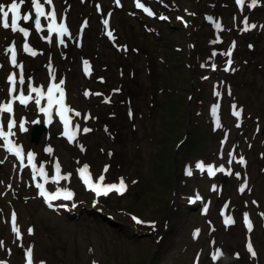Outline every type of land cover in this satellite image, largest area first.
<instances>
[{"label":"rangeland","instance_id":"obj_1","mask_svg":"<svg viewBox=\"0 0 264 264\" xmlns=\"http://www.w3.org/2000/svg\"><path fill=\"white\" fill-rule=\"evenodd\" d=\"M57 1L53 0L52 5H47L48 11L56 9ZM246 1L241 7L235 0L233 5L237 14L239 10L245 9ZM10 2L11 0H0V3L6 6ZM66 2L73 8L72 17L76 22H80L82 33L76 47L71 48L67 53V58L60 66L62 70H59L55 80L59 82L63 80L68 91L78 96L82 92L79 87L84 81V61L93 59L97 72L100 64L108 58L106 55L101 57L99 55L101 47L103 46L104 49V46L112 41L108 35L103 36L106 26L110 25V21H114L116 25L114 29L123 26L115 12L113 16L107 11L100 16L93 0H66ZM169 5L171 10H167L165 6L163 8L166 11L160 9L172 13L170 15L175 24L183 23L175 20L176 13L193 14L188 18L191 24L184 36H190L194 41L196 27L201 23L195 18V0H171ZM85 6L91 9L87 14L82 10ZM204 6L208 12L217 8L214 0H206ZM120 9L124 15L122 7ZM218 11L223 19V12L220 9ZM177 16L179 17V14ZM227 17L232 22L228 32L219 33L217 38L214 37L215 40L202 42V46L206 49L219 50L225 47L226 50L218 57L211 52L209 55H198L194 63L199 77V89L205 87L209 93L208 98H205L208 110L205 112V118H202L204 121L201 123L198 115L192 116V120L199 121L202 125L196 135L193 136L196 125L191 127L193 133H190V125L186 123L188 107L190 110V104L186 101V92L188 96L192 74H186L184 70L187 67L182 66L175 59L172 53L174 48L166 37L154 35V30L149 27L142 31L140 22L127 19L129 21L124 27L127 31L123 29L124 33L129 36L128 29H132L133 36L138 37L134 41L131 37L126 39L121 35L129 48L125 55L127 69L129 64L134 63L137 67L135 72H140L137 77L142 78L143 89L154 90L156 96V98L143 97L145 94L137 86L128 89V95L135 94L136 97L134 119L140 122V130L132 132L128 123L121 120L123 127L116 136L112 137L116 143H109L107 137H110L113 131L106 130L101 123L98 134L83 135L74 145L68 143L70 150H75L74 152L65 147L66 143L62 139H50L48 136L42 137L40 145L36 146L30 142L29 131L28 140L26 136L18 140L27 146L28 151L36 154V159L43 156L44 143L46 147H56L48 158L42 157L50 167L46 172L48 174L53 172L51 164L54 166L56 161L62 163L71 173L68 183L69 187L73 188L72 192L77 193L75 201H87L91 199L90 197L97 198L94 192L81 187L76 178V171L84 163H87L90 169H94L95 176H93L96 179L103 174L104 182L109 181L110 184L115 181L119 183L121 177L127 185L134 184L132 179L136 172L140 182L136 186L129 187L124 196L113 193L111 204L104 206L106 212L121 217L124 223L113 225L94 216L90 218L82 216L73 220L66 216H58L55 210L49 209L40 196L38 197L33 180L27 178L33 176L32 168L27 161H23V165H28L24 167L17 161L15 155L10 156L6 148L0 147V241L3 242L0 245V262L27 264L26 252L29 248L32 250L33 264H40L41 261L44 264H93L94 261L96 264H249L258 257L264 261V215H262L264 214V0H258V4L255 7L250 6L244 14L240 11L239 17L234 13ZM105 19L109 21L107 25L103 24ZM245 19L248 25H257L256 28L249 30L253 34L259 32V36L247 37V34L243 33ZM112 30L110 29V32ZM5 31L6 37L0 35V50H3V56L0 57V104L9 102L6 99L8 91L6 74L9 73L11 54L9 52L6 54L4 51L7 50L10 40L24 38L22 33L13 32L10 28ZM179 36L178 34L175 36L177 40ZM213 41L216 43L212 44ZM18 44L15 42V45ZM232 45L233 48H230ZM229 49L234 52L231 58L225 55ZM22 59L20 56V61ZM229 59L233 60L231 65L227 64ZM152 60L154 65H151ZM27 61L36 65L35 58L29 54ZM144 63L150 65L151 76L144 73ZM191 64L190 58L189 65ZM213 64L216 66L215 69L212 67ZM220 67L222 74L215 72ZM226 67L229 68L228 71H225ZM40 74L41 86L54 83L52 72L44 74L42 70ZM105 76L110 82V75ZM127 85L128 81H126ZM29 86L31 83L27 84V88ZM158 86L172 88L178 86L182 89L180 94L184 95L181 97L179 93H171L167 90L157 92ZM63 90L66 93L64 88ZM200 103L201 100L196 99L199 110ZM216 105H219V108L214 114L212 109ZM27 107L20 106L19 113L15 115L19 121V118L23 117L22 114H26L27 111L30 113L25 123L29 130L38 113L33 102ZM241 109L240 117L233 115L234 110ZM150 111L152 113L149 115ZM101 112L107 113L108 116L128 113L126 109L118 110L112 102ZM101 117L106 118L102 115ZM217 117L221 124L219 128L216 126ZM6 120L7 114H5V123ZM128 120L131 121V118ZM53 128L57 130L55 126ZM204 128L208 130L209 138L203 141L205 143L202 145L201 138L207 136ZM17 130L18 128L13 129L15 132ZM184 130H188L187 138L192 134L191 140L193 139L192 143L195 146L194 151L187 153L184 165L188 166L190 162H195L192 168L200 173V178L186 176L183 171L180 184H188L185 193H189L192 197L202 193L205 201L203 202L202 199L196 202L189 201V197L178 194L175 210L173 204L170 211L173 196L171 190L174 185L171 169L172 158L175 156L171 154L172 145L174 143L175 146L176 139L182 137ZM199 140H201L200 147H198ZM86 141L88 144L83 146ZM100 147H103V152ZM241 157L244 163H240ZM229 160L232 162L229 163ZM200 162L205 165L203 170L196 167ZM15 163L17 166L14 171ZM209 165L213 166L214 170L223 166L225 171H216L214 176H210L207 172ZM105 166H107L106 172ZM236 173H239V176ZM22 177L23 182H20L19 179ZM245 182L247 187L241 193L239 188ZM222 186L224 189L221 188ZM102 201L100 199V202ZM260 205L262 208L258 210ZM169 211L172 216L167 224L168 227L165 228L164 236L160 237L162 233L155 239L150 234L140 236L132 230L136 228L138 231L147 232L152 226L162 228ZM13 213L16 215L19 235L12 231ZM131 213L136 215H130ZM245 213L248 214L251 222V231L248 230L244 220ZM133 216L148 221L138 224L132 219ZM225 217H231L235 222L226 225ZM149 221L156 224L151 225ZM29 229L33 230L31 234L28 232ZM249 242L256 253L255 256H252L247 249ZM216 247H219L225 256L214 260L212 251L215 252ZM247 256L250 260H247Z\"/></svg>","mask_w":264,"mask_h":264},{"label":"snow or ice","instance_id":"obj_2","mask_svg":"<svg viewBox=\"0 0 264 264\" xmlns=\"http://www.w3.org/2000/svg\"><path fill=\"white\" fill-rule=\"evenodd\" d=\"M52 2H53V0H44L43 3H41V0H31V5H32V8L34 10V16H33V12L24 13L23 15L21 14V6L25 4V0H11V2L7 6L0 3V27H3L4 29L10 28L11 31H13V32L18 31V32L22 33L25 38H27L30 35L29 30L20 26L18 21L20 19H23L24 21H29V20H33V18H34L35 29L39 32V31L43 30L42 24H41V17H44V18L50 20V23L48 25L49 31L50 32H58L60 37H61V39L59 40V43L64 44L65 41H64L63 37L65 35L70 36L71 33L69 32V30L65 24L57 25L55 23L56 14H55L54 9L51 11H48V12L45 11V5H52ZM135 2H136V6L138 8H142L148 15H155V13H153L149 8H147L144 4L140 3V0H135ZM244 2H245V0H236V3L238 5H240L241 7L244 6ZM257 3H258V0H252L250 6L255 7L257 5ZM116 4L119 6L120 0H116ZM109 15H111V14L109 13ZM159 18L160 19H167V17H164V16H160ZM178 19H182V18H178ZM208 19L211 20L212 18L208 17ZM9 20L11 22H9ZM108 23H109V21L107 19H105L103 21L104 25H107ZM244 24H245V28H244L245 31L249 30V28H256L257 27V25H255V24L248 25L247 19H245ZM215 26L217 29L221 28V25L219 23H216ZM107 35L114 39L112 32H110V31L107 32ZM47 39L49 40V42H51V39H52L51 35H49L47 37ZM213 43H216V41H213ZM23 50H24V52L30 54L31 56H36L38 54L27 43L24 44ZM6 51L11 53V63L15 67L21 69V73H20V77H19V83L21 85H23L24 84L23 65L17 63L15 47L13 46V47L7 49ZM214 55H215V53H214ZM225 55L230 57L231 51L225 53ZM231 63H232V61H231V59H229L227 61V64L231 65ZM84 65H85V69H84L85 73L90 75V71H89L90 66H89L88 62L84 61ZM212 67H213V69H215V67H216L215 64H213ZM228 70H229V68L226 67L225 71H228ZM52 79L54 81L55 77L53 76ZM7 80L9 82H11V84H12V87L9 89L10 93H16L17 92V88L15 87L16 75L15 74L9 75L7 77ZM62 84H63V80H61L59 83H52L47 87L46 90L43 88V86H40V87H31L30 86L29 93L27 95H25L23 90H21L19 92V94L13 96L9 102L0 104V141H3V143H0V147L6 148L7 151H9L13 155H15L17 158H19L22 165H23V161H24V158L26 155L27 160H28V165H31V167H32L33 179L35 180L36 176L39 175L44 180L43 183L38 182L35 185L36 188L39 189L38 195L40 197H43L44 202L47 204V206L51 209H54V210L59 209V208L67 209L68 205L64 204V203L54 204L53 201L73 200L75 194L70 189L60 188V187H57L55 191H49L46 188V184H48L49 180H51V182L53 184H59L60 181H67L71 177V173L62 175L61 174V166L59 164V161H56V163H55V175L49 177L48 173L45 170L43 163H41L39 166H37V164L35 162L36 161V154L33 152H30V151L25 153L23 150V146L17 144L15 142V140L12 139V137H14L16 135V132L13 131L14 128H18V130L20 132L27 131V128L25 127L26 120L24 118H21L20 121L18 122L14 117V102L18 101L20 105L27 107L30 102L34 101L35 105L38 108V111L41 113H45L48 116V122L49 123H51V121H52V109L54 106L58 105V107L56 108V114L59 116V119L64 126V131H63L62 135L66 136L70 143L75 142L77 135L81 131L83 133H88V132H91L92 129L84 127L81 130L79 124H76L75 127L72 126V124H71L72 118L68 115V113L74 112L76 116H80L81 114L79 112H75L74 109H71L66 104L65 93H64L63 88L61 87ZM115 91H118V90H115ZM57 92L59 93L58 96L55 95V93H57ZM31 93H36L37 95L33 96ZM84 95L88 96V95H90V93L86 91L84 93ZM96 95H100V94L97 93ZM216 95L218 96L219 93H217ZM45 96L47 97V106L46 107H40L41 101H42V99L45 98ZM105 102H110V98H106ZM233 107L235 109V106H233ZM218 108H219V105H216L213 107L212 111L214 114L217 112ZM241 112H242V109L241 110H234L233 115L236 117H240ZM5 114H7L6 123H5ZM129 115L131 116V113H129ZM86 118H90V117H86ZM38 122L39 121L37 120V121H33L32 123H38ZM216 126L218 128L221 127V124L219 122V117H217ZM81 149L83 150V146H81ZM45 151L48 153H51L53 151V149L51 147H47L45 149ZM231 162L232 161L229 160V163H231ZM240 163H244V160L242 157L240 159ZM28 165H23V166L27 167ZM196 167L203 170L205 168V165L203 164V162H200V163L196 164ZM77 171H78V174H79L83 184L86 187V190L94 192L96 197H100V196L107 197L113 191H115L116 194L122 196L127 191V184L125 183V181L122 177L120 178L118 184H116V183L103 184V182L105 180V176L103 174H101L95 181H93V179L91 177V173L89 172V165L85 164V165H83V167L79 168ZM104 171L105 172L107 171V166H105ZM216 171L223 172V171H225V169L223 168V166H221V167L216 168L214 170L213 166H211V165L207 166L208 175L214 176L216 174ZM186 174L188 176L192 175V171L190 168L187 170ZM229 174H231V173L229 172ZM236 175L239 176V173H236ZM133 183H135V181H133ZM246 187H247V184L245 182L244 184L241 185V187L239 188V191L241 193H243ZM214 190H215V188H214ZM197 199H200V198L197 197ZM74 206L75 205H73V207ZM262 215H264V214H262ZM132 219L138 224L146 223L145 221H143V220H141L135 216H133ZM244 220L246 222L248 230L251 231L252 225H251V222L248 220V214L247 213L244 214ZM11 222H12V231L19 235V228L16 224L15 213L12 214ZM234 222L235 221L231 217H225L224 223L226 225L233 224ZM32 231H33L32 229L28 230V232L30 234L32 233ZM197 234H198V231H197ZM2 244H3V242L0 241V245H2ZM247 249L251 253L252 256L256 255L255 251L252 248L251 242H249L247 244ZM26 255H27V264H33L31 248L27 249ZM222 255H223V253L220 252L219 250H217V253L213 255V259L217 260ZM0 264H4V262H0ZM40 264H44V262L41 261ZM93 264H96V262L94 261Z\"/></svg>","mask_w":264,"mask_h":264},{"label":"bare ground","instance_id":"obj_3","mask_svg":"<svg viewBox=\"0 0 264 264\" xmlns=\"http://www.w3.org/2000/svg\"><path fill=\"white\" fill-rule=\"evenodd\" d=\"M6 34V31L3 27H0V35L3 37V36H7L5 35ZM2 53V51L0 50V54ZM262 206L260 205L259 206V209L258 210H261ZM215 252L217 253V250H220L219 247H216L215 249ZM215 252L212 251V254H216ZM251 264H264V261L263 259H261L260 257L258 258H255V261Z\"/></svg>","mask_w":264,"mask_h":264}]
</instances>
